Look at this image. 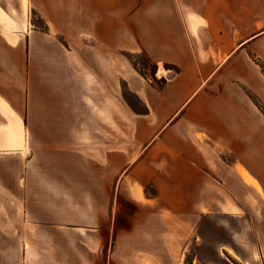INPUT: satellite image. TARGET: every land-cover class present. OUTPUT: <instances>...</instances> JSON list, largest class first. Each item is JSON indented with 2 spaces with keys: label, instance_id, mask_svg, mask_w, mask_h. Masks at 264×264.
I'll list each match as a JSON object with an SVG mask.
<instances>
[{
  "label": "crops",
  "instance_id": "crops-1",
  "mask_svg": "<svg viewBox=\"0 0 264 264\" xmlns=\"http://www.w3.org/2000/svg\"><path fill=\"white\" fill-rule=\"evenodd\" d=\"M22 6L20 22L0 5V197L8 213H42L31 226L61 228L64 199L79 206L74 199L82 198L86 228L77 220L69 228L102 231L100 245L144 247L153 256L155 247L170 246L182 256L192 225L207 226L212 215L230 218L223 208L236 204L253 180L264 184V78L260 68L236 61L248 51L264 60V12L252 9L264 0H23ZM28 11L45 30H33L41 34L32 50L38 58L22 61L18 35L33 36ZM42 34L65 44L47 45ZM120 51L144 53L154 73L141 74ZM111 79L139 110L112 95ZM31 139L38 142L39 172L26 168L21 190L15 165L30 167L31 157L26 164L19 156ZM18 199L23 205L14 204ZM41 258L39 264H100L96 257Z\"/></svg>",
  "mask_w": 264,
  "mask_h": 264
},
{
  "label": "rangeland",
  "instance_id": "rangeland-1",
  "mask_svg": "<svg viewBox=\"0 0 264 264\" xmlns=\"http://www.w3.org/2000/svg\"><path fill=\"white\" fill-rule=\"evenodd\" d=\"M22 3L23 0H0V5L12 16L18 18L20 22L25 17ZM252 9H254L256 14L264 12V7L262 6L252 7ZM28 14L30 15L29 28L31 34L33 35V30L39 29L44 32V23L38 16L33 11H28ZM258 25L259 23L256 22V32ZM20 29L23 30L24 28L21 27ZM22 34L23 32L21 31L18 35V43L22 46L23 51L22 61H29L32 56H38L37 53L32 54V50L34 46H38L39 35L41 34L36 33L30 39L27 38V41ZM42 35L47 45L65 44V40L61 37ZM0 42L2 43V41ZM13 57L14 60H18L17 54ZM120 57L130 62L143 75L154 73V66L150 64L148 58L142 52L120 51ZM2 60L3 55L0 53V61ZM230 60L231 58L227 59V61ZM236 61L241 67L249 68L253 66L260 68L264 78V60L258 54H252L248 51ZM161 69L163 70V67ZM111 83L113 87L112 95L114 92L117 97L120 96L124 100L128 99L129 103L136 110H139L135 100L128 94L123 84L121 89L119 83L113 79H111ZM16 84L20 85V82L16 81ZM246 92L259 104L256 94L249 90ZM15 96L22 103V95L16 91ZM110 101L111 105L114 106L113 97H111ZM262 109L264 110V108ZM20 113L23 114L24 110H20ZM101 113L104 117L107 116V112L102 111ZM23 120L25 123L26 121L28 122L27 118ZM111 123L114 125L113 114H111ZM28 124L30 125V123H27V126ZM31 137L34 138V134ZM19 157L20 161L23 160V163L26 164L27 158L31 157L28 165L30 167L26 165L24 170L20 169V171H17L18 163L15 165V179L19 180L20 189L23 190L25 169L28 168L32 174L39 172L38 142L31 139L27 152L20 153ZM249 184L253 187L248 192L242 193L241 196L235 198L236 204L232 202L233 205L223 208L232 212L230 218L222 219L212 215L207 217V226L204 223L200 225V228L198 223L192 225L190 244L185 248L182 247V249L180 247L182 256L179 254V248L174 247V254L172 252L173 247L170 246L155 247L159 250V255H156V257L146 253L144 247L134 245L120 246L113 241L100 245L103 237L102 231L89 232L87 229L76 230L69 228L74 225L70 223L74 220L79 221L80 224L78 225L86 228L88 221L86 199H74V201L79 202V206H75L74 203L73 205L71 204L73 199H64V212L57 215L63 226L42 231L38 230L36 226H31V223L34 220H42L46 215L38 212L32 214V216L23 213H8L7 200L0 197V264H23L22 257L30 258L28 264H39L41 257H96L97 261L100 260V264H151L145 258L137 257L143 253L149 254L161 264H245V262L264 264V184L255 180ZM14 204L17 206L23 205L22 199L15 200ZM34 205L35 209H38V204L35 203ZM236 205H239V207H236ZM114 234L113 232L112 238H114ZM221 246L223 248L220 250ZM225 246H230L240 257V260L225 251Z\"/></svg>",
  "mask_w": 264,
  "mask_h": 264
},
{
  "label": "bare ground",
  "instance_id": "bare-ground-1",
  "mask_svg": "<svg viewBox=\"0 0 264 264\" xmlns=\"http://www.w3.org/2000/svg\"><path fill=\"white\" fill-rule=\"evenodd\" d=\"M159 66H161V63H160V65ZM162 67V66H161ZM161 67H159V72H163V70L161 69ZM20 133H23V128H21L20 127ZM22 143V142H21ZM237 169H238V171L240 172V173H242L243 175H245V176H248L249 175V173L242 167V166H237ZM224 249H225V251H227L230 255H232L234 258H236V259H238V260H240V257L237 255V253L229 246H225L224 247ZM137 257H141V258H145L148 262H151L150 260H149V258H147V256H145L144 254H141V255H139V256H137ZM151 264H153L152 262H151ZM245 264H250L249 262H245Z\"/></svg>",
  "mask_w": 264,
  "mask_h": 264
}]
</instances>
